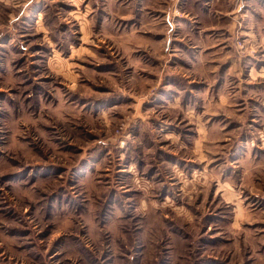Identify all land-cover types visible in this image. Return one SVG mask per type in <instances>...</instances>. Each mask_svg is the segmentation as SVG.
Instances as JSON below:
<instances>
[{"label":"rangeland","instance_id":"rangeland-1","mask_svg":"<svg viewBox=\"0 0 264 264\" xmlns=\"http://www.w3.org/2000/svg\"><path fill=\"white\" fill-rule=\"evenodd\" d=\"M151 1L0 0V264H264V105Z\"/></svg>","mask_w":264,"mask_h":264},{"label":"crops","instance_id":"crops-1","mask_svg":"<svg viewBox=\"0 0 264 264\" xmlns=\"http://www.w3.org/2000/svg\"><path fill=\"white\" fill-rule=\"evenodd\" d=\"M150 3L157 5L150 19L151 35L159 39L156 45L185 46L183 52L198 48L190 52L197 53L198 60L204 64L231 62L225 74L210 73L221 80L216 92L219 100H229L225 84L227 77L233 75L232 96L241 93L244 96L241 99L251 103L248 104L250 111L256 105H264V51L260 59L253 61L237 57L233 49H226L231 46L238 28L264 48V0H152ZM185 55L189 58L191 54L185 52ZM185 77L190 83L191 73Z\"/></svg>","mask_w":264,"mask_h":264}]
</instances>
